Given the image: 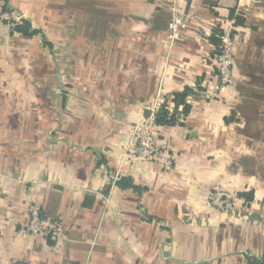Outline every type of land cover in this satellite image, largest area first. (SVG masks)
Returning <instances> with one entry per match:
<instances>
[{
    "label": "crops",
    "instance_id": "obj_1",
    "mask_svg": "<svg viewBox=\"0 0 264 264\" xmlns=\"http://www.w3.org/2000/svg\"><path fill=\"white\" fill-rule=\"evenodd\" d=\"M3 11L38 32L0 19V264L264 258V0H0ZM218 29L234 44L221 95ZM188 88L189 114L156 129L174 171L133 160L134 126ZM218 187L252 197L221 210L208 200ZM31 203L56 236L25 234Z\"/></svg>",
    "mask_w": 264,
    "mask_h": 264
},
{
    "label": "built area",
    "instance_id": "obj_2",
    "mask_svg": "<svg viewBox=\"0 0 264 264\" xmlns=\"http://www.w3.org/2000/svg\"><path fill=\"white\" fill-rule=\"evenodd\" d=\"M173 11V17L168 25V38L174 44L181 36V29L185 26V21L181 16L180 9L175 8ZM0 19L13 27L23 18L21 14L15 11H3L0 12ZM214 60L219 74V84L215 95H221L232 85L235 76L234 44L230 31L222 36L221 49ZM158 127L155 118L152 121L145 119L134 126L132 135L135 145L131 149L130 156L133 160L156 162L165 172L170 173L176 167L177 156L168 144L158 143L156 132ZM238 199L237 193L224 187L214 189L208 197L209 203L221 210ZM29 211L30 220L25 234L36 237L57 235L58 227L36 203L29 205Z\"/></svg>",
    "mask_w": 264,
    "mask_h": 264
},
{
    "label": "trees",
    "instance_id": "obj_3",
    "mask_svg": "<svg viewBox=\"0 0 264 264\" xmlns=\"http://www.w3.org/2000/svg\"><path fill=\"white\" fill-rule=\"evenodd\" d=\"M242 16H237V23L243 24ZM13 32H17L24 35H33L38 32V30L32 29V24L30 21L22 19L21 22L17 23L13 26ZM225 34L224 30L218 29L212 34V41L217 46L215 56L220 52L221 45H222V36ZM190 94V89H186L183 93H178L175 95L174 100L177 102V107L171 112L166 103H163L161 108L157 111L155 115V121L158 125H168L173 126L177 124L179 121V115H187L189 114L191 107L190 104L187 102V97ZM178 105L183 106L182 110L179 111ZM181 124V123H180ZM120 186L122 187H131L136 190L139 188L134 184V181L131 178H124L119 181ZM240 197H246L251 199V195L247 193H239ZM251 264H264V258L261 260L253 259Z\"/></svg>",
    "mask_w": 264,
    "mask_h": 264
},
{
    "label": "rangeland",
    "instance_id": "obj_4",
    "mask_svg": "<svg viewBox=\"0 0 264 264\" xmlns=\"http://www.w3.org/2000/svg\"><path fill=\"white\" fill-rule=\"evenodd\" d=\"M240 197V196H239Z\"/></svg>",
    "mask_w": 264,
    "mask_h": 264
}]
</instances>
